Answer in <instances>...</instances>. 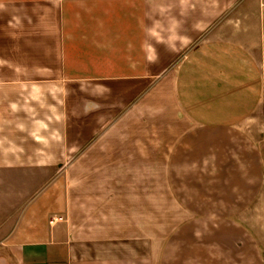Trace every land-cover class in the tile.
Wrapping results in <instances>:
<instances>
[{"label": "crops", "instance_id": "0c3cea01", "mask_svg": "<svg viewBox=\"0 0 264 264\" xmlns=\"http://www.w3.org/2000/svg\"><path fill=\"white\" fill-rule=\"evenodd\" d=\"M154 166L199 252L126 239ZM161 262L264 264V0H0V264Z\"/></svg>", "mask_w": 264, "mask_h": 264}, {"label": "rangeland", "instance_id": "374dc122", "mask_svg": "<svg viewBox=\"0 0 264 264\" xmlns=\"http://www.w3.org/2000/svg\"><path fill=\"white\" fill-rule=\"evenodd\" d=\"M153 129V128H152ZM153 140H157L159 137L158 133L153 134ZM80 144V140L73 139L72 146L76 147ZM82 171H75L73 173L76 183L79 184L81 179ZM154 176L155 180V203L156 209L154 210H139V211H124L119 212L122 214L119 219V224L126 227H136V231L128 230L126 228L125 236L128 240H138L142 243V248L145 257L154 256V260L160 255V257L165 256V259H168L167 256L173 252H199L200 247L198 246V227L197 223L193 222L197 220V207H183L175 203L173 197L168 196L167 183L164 180L163 176V167L154 166ZM27 183L29 184L32 178L26 176ZM41 188L45 189L50 187L54 182H59L60 184L65 185L66 182V173H50L41 175ZM5 185L9 184L11 186V191L9 195L11 196L12 203L19 201V192L14 190L19 183V177L9 176L5 179ZM35 188H38L36 186ZM78 190H82V186L78 187ZM35 192V193H34ZM39 192L37 189L28 190L27 195L36 194ZM171 201V203H169ZM172 207H170V205ZM213 211V210H212ZM212 211L208 213L211 215ZM111 221V220H110ZM112 222V221H111ZM118 221H113L115 224ZM185 226L184 229L178 233L174 240L173 231L176 232L178 227ZM120 236L122 234L119 233ZM106 236V235H105ZM213 234L211 235V238ZM173 239V240H172ZM213 241V239H212ZM213 243V242H212ZM138 245V244H137ZM211 245V243H210ZM199 247V248H198ZM138 250V248H137ZM162 264H168L167 262H161Z\"/></svg>", "mask_w": 264, "mask_h": 264}]
</instances>
